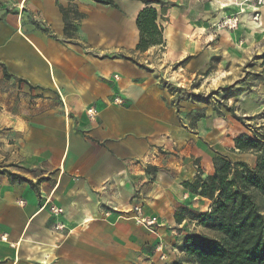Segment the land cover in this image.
<instances>
[{
	"label": "crops",
	"instance_id": "0c3cea01",
	"mask_svg": "<svg viewBox=\"0 0 264 264\" xmlns=\"http://www.w3.org/2000/svg\"><path fill=\"white\" fill-rule=\"evenodd\" d=\"M112 1L0 0V169L22 177L0 173V264H166L190 226L201 229L175 220L179 206L210 203L183 182L195 162L212 174L235 135L210 99L187 96L190 82L213 55L237 60L262 39L264 8L159 0L164 46L141 52L144 3ZM236 12V29L213 27ZM135 204L155 231L132 218Z\"/></svg>",
	"mask_w": 264,
	"mask_h": 264
},
{
	"label": "trees",
	"instance_id": "16d2710c",
	"mask_svg": "<svg viewBox=\"0 0 264 264\" xmlns=\"http://www.w3.org/2000/svg\"><path fill=\"white\" fill-rule=\"evenodd\" d=\"M94 1L113 4L112 0ZM142 2L145 6L135 18L139 30L135 48L141 52L154 45L162 48L163 28L157 23V10L151 6L159 0ZM231 88L219 87L212 94L223 92V98L228 99L242 91L231 92ZM175 89L177 92L184 91L182 88ZM187 96L205 102L213 98L211 94L203 96L200 93H187ZM224 109L247 130L233 137L230 150L252 153L253 164L215 152L211 158L212 174L203 175L195 162L196 174L191 181L183 182V186L209 200V206L204 211L179 206L175 220L181 222L187 218L195 221L203 231L184 235L180 246H177L182 255L166 264H264V124L251 126L244 121V117L233 113V107L225 106ZM212 110L218 111L214 106ZM0 173L10 178H22L5 169H0Z\"/></svg>",
	"mask_w": 264,
	"mask_h": 264
},
{
	"label": "rangeland",
	"instance_id": "374dc122",
	"mask_svg": "<svg viewBox=\"0 0 264 264\" xmlns=\"http://www.w3.org/2000/svg\"><path fill=\"white\" fill-rule=\"evenodd\" d=\"M242 52H236L237 60H220V56L213 55L208 67L203 72H197L190 82L191 92H204V96L211 94L210 106L218 109L217 117H225L232 127L228 126L227 137L230 139L240 131L246 132V128L234 119L224 107H233V113L236 116L244 117V121L251 126H260L264 124V35L262 39L254 42V46L249 49H242ZM221 63L222 71L216 66ZM216 69V70H215ZM223 70L227 71L225 73ZM198 75H205V78H199ZM220 76L223 77L221 80ZM231 86V92L242 90L241 93L233 95L228 99L223 98V92L212 94L217 88ZM197 94V93H196ZM253 112V113H252ZM251 113L253 115H251ZM220 117V118H221ZM251 118V119H250ZM233 125L235 127H233ZM215 135H218L217 133ZM218 137V136H217ZM216 137V138H217ZM222 154L230 158H241L249 164H253L254 155L249 152L237 153L230 150V144H223ZM191 231L202 232V228L191 227Z\"/></svg>",
	"mask_w": 264,
	"mask_h": 264
},
{
	"label": "built area",
	"instance_id": "2783aa9c",
	"mask_svg": "<svg viewBox=\"0 0 264 264\" xmlns=\"http://www.w3.org/2000/svg\"><path fill=\"white\" fill-rule=\"evenodd\" d=\"M244 1H249V0H242V1H233L230 2L231 5H242ZM256 3V6H263L264 8V0H254ZM259 17V11L256 9L255 12L253 13V19L257 20ZM239 23V14L238 12L229 15V16H225L222 17L216 24H214L213 27H215L216 29H226V30H234L237 28ZM113 102L115 104H122V99L120 97H115L113 99ZM87 114L88 116L93 119L96 115L95 110L93 108H88L87 109ZM49 210L53 213V214H58L62 212V208L54 206V205H50L48 206ZM132 218L140 225L144 226L146 229L150 230V231H155L154 227L157 225V221L154 218H144L141 215L142 212V207L138 204H135L132 207ZM56 228L61 227L60 225H56ZM159 248L161 247V245L159 244L158 246Z\"/></svg>",
	"mask_w": 264,
	"mask_h": 264
}]
</instances>
